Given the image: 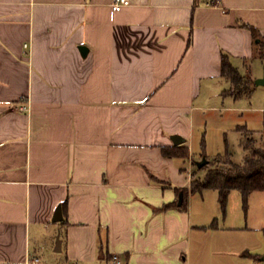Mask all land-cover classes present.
I'll list each match as a JSON object with an SVG mask.
<instances>
[{"label": "crops", "instance_id": "0c3cea01", "mask_svg": "<svg viewBox=\"0 0 264 264\" xmlns=\"http://www.w3.org/2000/svg\"><path fill=\"white\" fill-rule=\"evenodd\" d=\"M111 1L0 0V264H264L218 191H192L191 147L237 99L224 55L253 81L243 96L264 87V0Z\"/></svg>", "mask_w": 264, "mask_h": 264}, {"label": "rangeland", "instance_id": "374dc122", "mask_svg": "<svg viewBox=\"0 0 264 264\" xmlns=\"http://www.w3.org/2000/svg\"><path fill=\"white\" fill-rule=\"evenodd\" d=\"M224 106L230 108L208 113V117L205 119L207 123L204 124L201 133L191 146L195 155L210 158L209 165L202 167L205 173L210 168L220 166L221 164L216 162V159L223 160L227 154L231 155L236 162L242 161L245 151L240 145L238 126L245 125L252 130H263L264 128L263 86H259L249 97L242 96L235 101L232 98H227L224 101ZM256 135L253 133L251 135L254 138V145L263 144L264 134ZM198 178H200L199 175H195L194 179ZM214 193V198L210 197L209 200L219 209V220L225 221L227 226L234 228L235 239L241 243L240 246H243L240 253H243V256H248L249 253L263 256L264 192L256 190L250 193L245 204L239 190H232L224 206L220 203L217 192ZM44 260L50 261V257L46 256Z\"/></svg>", "mask_w": 264, "mask_h": 264}, {"label": "trees", "instance_id": "16d2710c", "mask_svg": "<svg viewBox=\"0 0 264 264\" xmlns=\"http://www.w3.org/2000/svg\"><path fill=\"white\" fill-rule=\"evenodd\" d=\"M254 38L258 44L259 55L264 58V41L260 39L256 29L250 26ZM221 74L228 79L232 86L225 90V93L239 98L249 94L251 91V78L244 77L234 66L229 58L224 55L221 61ZM243 135L242 145L247 150V154L242 163H235L227 154L222 160L216 159L221 165L207 170L203 178L192 181V191H201L207 188H213L218 191L219 201L222 206L225 205L227 197L231 190H239L245 204L249 194L259 190L264 192V141L263 144L255 146L254 138L251 137L253 131L244 125L237 127ZM264 134V128L262 130ZM180 145L162 146V152L165 155H177L185 157L188 155L186 148H179ZM209 165V161L202 167Z\"/></svg>", "mask_w": 264, "mask_h": 264}, {"label": "water", "instance_id": "95a60500", "mask_svg": "<svg viewBox=\"0 0 264 264\" xmlns=\"http://www.w3.org/2000/svg\"><path fill=\"white\" fill-rule=\"evenodd\" d=\"M256 84H261L264 85V73L262 77L256 78L255 79ZM173 142L175 144H179L180 142L184 141V138L181 137L178 134L172 135ZM208 162V159L206 157H203L201 160L197 162V165L201 167L202 165L206 164ZM62 218V209L61 206L59 205L54 213L53 219L54 220H59ZM61 249V238L59 235H57L56 239V245H55V250H60Z\"/></svg>", "mask_w": 264, "mask_h": 264}, {"label": "built area", "instance_id": "2783aa9c", "mask_svg": "<svg viewBox=\"0 0 264 264\" xmlns=\"http://www.w3.org/2000/svg\"><path fill=\"white\" fill-rule=\"evenodd\" d=\"M130 3H131L130 0H112L111 1V7L114 11H119L123 7L129 5ZM24 47L27 49V52H30V46L27 42L24 43ZM20 108L26 109L25 106H21ZM37 261H38V258H35L32 260V263L37 262ZM27 263H30V262H27Z\"/></svg>", "mask_w": 264, "mask_h": 264}]
</instances>
